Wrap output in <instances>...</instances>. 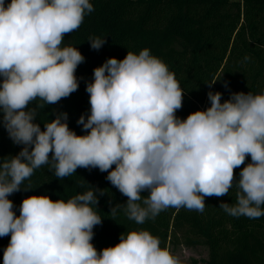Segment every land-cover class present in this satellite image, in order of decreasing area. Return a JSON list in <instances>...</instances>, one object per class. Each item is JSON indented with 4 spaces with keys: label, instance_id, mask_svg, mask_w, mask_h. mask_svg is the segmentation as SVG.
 Segmentation results:
<instances>
[{
    "label": "clouds",
    "instance_id": "obj_1",
    "mask_svg": "<svg viewBox=\"0 0 264 264\" xmlns=\"http://www.w3.org/2000/svg\"><path fill=\"white\" fill-rule=\"evenodd\" d=\"M93 11L90 0H0V123L23 146L0 158V237L10 235L3 264H181L148 230L121 233L119 243L98 252L93 229L103 219L94 208L107 192L90 184L67 201L28 196L17 216L9 196L32 189L22 185L44 165L60 179L78 168L106 172L127 197L109 212L115 217L122 209L136 224L170 207L202 213L205 197L228 195L234 183L236 203L219 207L233 217L264 216V93L232 92L222 102L221 92L209 91L210 106L181 119L184 91L144 48L94 68L85 89L90 114L77 120L85 134L69 128L66 112L43 130L35 122L38 108L78 90L76 70L85 57L61 45ZM88 42L97 51L106 43ZM37 100L43 103L30 107ZM249 156L237 180L235 169Z\"/></svg>",
    "mask_w": 264,
    "mask_h": 264
},
{
    "label": "trees",
    "instance_id": "obj_2",
    "mask_svg": "<svg viewBox=\"0 0 264 264\" xmlns=\"http://www.w3.org/2000/svg\"><path fill=\"white\" fill-rule=\"evenodd\" d=\"M90 3L94 11L85 14L80 27L66 34L61 45L77 47L85 57L76 70L78 90L57 104L37 109L35 122L42 130L58 112H66L69 128L77 135L85 134L77 120L90 114L85 89L93 79L94 68L110 57L122 60L128 51L138 54L144 48L168 66L184 91L183 107L176 113L181 119L209 107V91L221 92L222 102L232 92L264 93V0H90ZM89 37L105 38L106 43L100 50H93ZM213 79L217 82L209 89L206 83ZM39 103L43 102L37 100L30 107ZM22 147L10 140L0 123V158L15 156ZM250 162L249 156L245 165L235 169L237 180L242 168ZM106 176V172L98 169L78 168L76 174L60 179L44 165L22 185L31 184L32 189L22 188L9 199L18 216L22 200L28 196L48 195L53 200L67 201L92 185L107 192L99 196V204L94 208L103 219L93 229L92 243L98 252L119 243L121 233L148 230L160 239L162 248H168L170 243L206 246L209 252L206 264H264V216L233 217L219 207L222 202L236 203L235 183L228 195L205 197L202 213L170 207L154 220L136 224L127 219L122 209L115 217L109 212L111 206L126 203L127 197ZM261 208L264 210V205ZM9 241L10 235L0 237V264Z\"/></svg>",
    "mask_w": 264,
    "mask_h": 264
},
{
    "label": "rangeland",
    "instance_id": "obj_3",
    "mask_svg": "<svg viewBox=\"0 0 264 264\" xmlns=\"http://www.w3.org/2000/svg\"><path fill=\"white\" fill-rule=\"evenodd\" d=\"M170 252L177 256L181 264H206L208 259V248L206 246H187L184 244L173 245L168 244Z\"/></svg>",
    "mask_w": 264,
    "mask_h": 264
}]
</instances>
